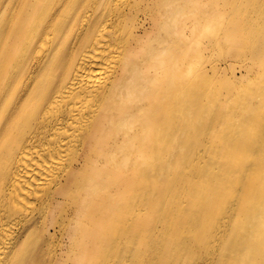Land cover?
I'll use <instances>...</instances> for the list:
<instances>
[{"label":"bare ground","instance_id":"bare-ground-1","mask_svg":"<svg viewBox=\"0 0 264 264\" xmlns=\"http://www.w3.org/2000/svg\"><path fill=\"white\" fill-rule=\"evenodd\" d=\"M207 21L264 56V0H0V264H264V101L200 89Z\"/></svg>","mask_w":264,"mask_h":264},{"label":"rangeland","instance_id":"rangeland-1","mask_svg":"<svg viewBox=\"0 0 264 264\" xmlns=\"http://www.w3.org/2000/svg\"><path fill=\"white\" fill-rule=\"evenodd\" d=\"M255 8V4H247L244 1V13H249L257 17ZM200 19L201 15L199 17V20ZM211 27L209 21L204 24L199 22L198 24L197 41L198 45L202 47V52L200 54L202 57L198 62L199 68L201 69V75L198 77L200 89L209 93L212 89L211 81L205 78L203 73L208 72L210 75H213L212 70H216L217 73L233 84L234 92L236 86L241 87L244 83V101L250 102L251 100H255L258 105H262L264 101V56L261 60H258L256 59L257 54L254 52L257 46L262 47V45H260L257 40L251 42L248 37L244 35V37H242V44L244 46H241V48L233 47L232 51L229 52L227 48L221 46L222 39L215 36V31H213ZM250 48L251 52H249ZM251 53L253 57H250ZM230 94L232 93H227L225 100L219 101L222 98V93L218 91L217 99L219 105L216 108V113L229 112L231 111L232 104L238 105V103L235 102L226 105V99L229 98ZM205 110L208 112L207 108ZM227 124L232 125L231 118ZM260 134L264 139V132H260ZM209 139L213 140L212 133H210ZM156 168L159 167L153 166V172H155L154 170ZM188 184L187 182L182 184L181 188L189 189ZM194 188L197 191L201 190V188L198 187Z\"/></svg>","mask_w":264,"mask_h":264}]
</instances>
